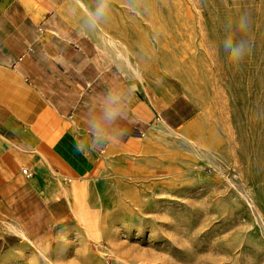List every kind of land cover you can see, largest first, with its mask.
Masks as SVG:
<instances>
[{
  "label": "rangeland",
  "instance_id": "1",
  "mask_svg": "<svg viewBox=\"0 0 264 264\" xmlns=\"http://www.w3.org/2000/svg\"><path fill=\"white\" fill-rule=\"evenodd\" d=\"M77 1L62 8L72 33L170 89L172 127L102 154L89 204L0 264H264V0H107L95 26L98 0ZM228 36L246 42L239 62Z\"/></svg>",
  "mask_w": 264,
  "mask_h": 264
},
{
  "label": "crops",
  "instance_id": "2",
  "mask_svg": "<svg viewBox=\"0 0 264 264\" xmlns=\"http://www.w3.org/2000/svg\"><path fill=\"white\" fill-rule=\"evenodd\" d=\"M66 1L0 0L1 249L41 239L49 223L88 205V179L107 169L102 154L172 127L170 89L126 77L74 35ZM109 94L121 109L113 122L103 118Z\"/></svg>",
  "mask_w": 264,
  "mask_h": 264
},
{
  "label": "clouds",
  "instance_id": "3",
  "mask_svg": "<svg viewBox=\"0 0 264 264\" xmlns=\"http://www.w3.org/2000/svg\"><path fill=\"white\" fill-rule=\"evenodd\" d=\"M107 13V0H98V3L93 11L89 13V24L95 26L100 23ZM239 30L244 31L248 27V22L241 19L238 24ZM224 51L227 52L233 60L241 61L247 53V45L244 40L236 41L232 36H228L223 41ZM119 102L117 96L109 94L103 107V118L108 122H113L121 117V109L116 105Z\"/></svg>",
  "mask_w": 264,
  "mask_h": 264
},
{
  "label": "built area",
  "instance_id": "4",
  "mask_svg": "<svg viewBox=\"0 0 264 264\" xmlns=\"http://www.w3.org/2000/svg\"><path fill=\"white\" fill-rule=\"evenodd\" d=\"M25 172V175L27 176V177H29L30 176V174L29 173H27V171H24Z\"/></svg>",
  "mask_w": 264,
  "mask_h": 264
},
{
  "label": "bare ground",
  "instance_id": "5",
  "mask_svg": "<svg viewBox=\"0 0 264 264\" xmlns=\"http://www.w3.org/2000/svg\"><path fill=\"white\" fill-rule=\"evenodd\" d=\"M76 1H77V0H76ZM77 4H79V5H80V3H79L78 1H77ZM80 6H81V5H80ZM33 9H34V8H33ZM59 10H60V9H59ZM109 43H110V42H109ZM111 44H112V43H111ZM111 44H110V45H111ZM110 254H111V253H110Z\"/></svg>",
  "mask_w": 264,
  "mask_h": 264
}]
</instances>
